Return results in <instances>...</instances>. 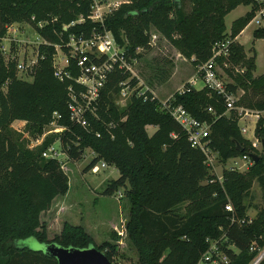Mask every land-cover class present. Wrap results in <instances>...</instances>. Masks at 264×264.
<instances>
[{
  "label": "trees",
  "instance_id": "1",
  "mask_svg": "<svg viewBox=\"0 0 264 264\" xmlns=\"http://www.w3.org/2000/svg\"><path fill=\"white\" fill-rule=\"evenodd\" d=\"M187 1L185 10L183 0H131L107 14L102 23L126 57L139 56L135 49L148 46V30L153 28L197 65L209 56L214 41L227 33L235 36L258 4V0ZM238 4L249 7L230 21L227 32L223 16ZM89 6L90 0H0V37L7 24L26 21L46 41L37 44L30 80L17 77L15 58L4 60L0 50V264H57L41 249L15 243L28 236L63 246L93 244L80 224L66 221L47 239L39 220L51 199L67 190V176L57 160L41 155L54 137L69 160L79 159L85 148L93 151L85 169L98 160L117 169L118 176L109 180L102 193L123 188L129 202L124 228L137 254L136 264H196L207 247L206 238L217 237L221 231L237 249L223 248L229 257L226 264H247L256 253V249L248 250L249 242L255 241L258 247L264 244V152L240 134L237 112L225 111L220 94L186 81L169 97L171 104H181L193 117L209 122L207 141L219 162L242 154L256 156L243 171L222 167L219 180L208 172L203 153L189 144L185 131L150 92L131 94L124 107L114 103L119 82L126 78L129 84L135 82L127 70L114 67L107 74L93 113H84L85 125L69 118L67 85L77 88L72 77L78 68L65 41L69 33L87 35L92 26L99 27L86 17ZM78 15L83 16L81 22L62 28ZM39 20L44 21L42 26H37ZM252 35L264 36V27L254 28ZM53 43L66 53L65 69L71 77L53 75ZM222 59L217 57L218 63ZM226 60L222 69L231 81L225 88L237 96L234 104L263 110L264 71L252 73L255 52L246 56L242 44L234 40ZM234 65L238 70L234 71ZM54 110L60 114L57 122L62 130L55 136L45 135L31 148L10 126L12 120L21 119L30 134L40 133ZM145 124H154L155 129L147 134ZM253 135L264 138V116L256 119ZM253 180L260 188L261 204L249 222L230 224L223 204L229 201L235 214L242 216L250 203L244 200ZM94 246L110 261L116 254L107 240ZM257 264H264V255Z\"/></svg>",
  "mask_w": 264,
  "mask_h": 264
},
{
  "label": "rangeland",
  "instance_id": "2",
  "mask_svg": "<svg viewBox=\"0 0 264 264\" xmlns=\"http://www.w3.org/2000/svg\"><path fill=\"white\" fill-rule=\"evenodd\" d=\"M188 7L189 2L183 0V8L187 10ZM248 7L249 5L247 6V4H238L224 14L223 20L227 32L230 21L238 16V14L247 10ZM248 20L249 18L247 22ZM9 25L6 27V31L2 36L4 38H0V44L5 48L4 51L1 50L2 56H4V60L10 56L14 57L16 63L22 64V68L15 67L16 76L30 80V67L27 64L35 59L36 47L41 37L36 33L32 23L20 21L10 23ZM256 27H264V25ZM256 27L254 26V22L250 21L242 29L238 38L243 44L242 47L246 56L250 55L252 51L255 52V67L252 71L254 75L264 71V36L254 37L252 35V30ZM152 34L155 36H152ZM147 44L148 46L145 48L137 47L135 49V51L139 52V56L133 57L131 70L128 71L129 77H133L135 82L132 84L128 83L127 85H119L118 92L113 95L114 103L117 106L124 107L131 94L137 95L144 90L150 92L160 102L166 99L174 90L181 88L185 81L189 82L190 79H192L191 84L196 88L205 86L197 78L196 65L191 62L190 58L180 54L164 36L153 28L148 30ZM8 47H12L10 54L6 51ZM53 47L54 52L52 54L51 64H54L56 68H61V66L66 64L65 59L67 55L59 46ZM128 58L131 59L132 57ZM238 68V65H234V71L238 70ZM222 77L226 82L231 81L230 76L225 72L222 74ZM240 92L241 90L237 89L236 94ZM248 110V113L255 111L249 108ZM259 116H264V110L261 111ZM57 118L51 117L50 114V118L43 125L42 131L35 134H30L26 130L24 120L21 119L12 120L10 126L24 138L25 145L31 148L34 146L32 143L36 139L41 141L45 135L53 134L55 136L54 134L60 131H55L54 128L62 130L63 125L57 122ZM251 119H253L251 115L238 118L237 114L238 124L250 125ZM152 126L155 127L154 124H145L144 128L147 134ZM240 134L251 145L256 138L250 130L244 131V133L240 132ZM257 140L259 141V139ZM53 143L57 145L55 137ZM255 148L262 151L257 142ZM93 154L90 148H85L83 155L74 161L67 159L63 154H59V157L63 160V166L61 168L67 176V190L63 195L54 196L48 208L39 213V220L45 227L46 238L50 239L58 233L64 221L80 224L91 236L93 245H97L104 240L114 244L116 254L112 256L111 262L114 264H136L137 254L128 241L124 228V223L128 215L129 202L124 195L123 188L119 186L112 190L111 194L102 193L103 188L109 180L116 178L119 173L113 165L107 162H105L104 166H100V160L97 161L99 168L96 171L85 169L86 163ZM235 157L239 160L238 156ZM214 159L208 163L207 170L219 180L221 178L222 167L229 168V166H233L234 158H227L224 163L219 162L217 156ZM234 166L236 167V165ZM239 168L241 171L245 169L243 166ZM204 181L202 180L201 182ZM244 202H250L245 212L248 216L253 217L258 206L261 204V191L255 180L252 181ZM15 243L33 249H39L42 246V242H39L32 236L17 239Z\"/></svg>",
  "mask_w": 264,
  "mask_h": 264
},
{
  "label": "built area",
  "instance_id": "3",
  "mask_svg": "<svg viewBox=\"0 0 264 264\" xmlns=\"http://www.w3.org/2000/svg\"><path fill=\"white\" fill-rule=\"evenodd\" d=\"M130 1L131 0H90L89 12L86 17L92 22L99 23V27L92 26L87 35L83 34L82 32L78 34L69 33L67 35L65 44L68 46L69 55L74 57L75 65L78 68L77 75L72 77L73 81L77 85V88H74L71 84L67 85V109L69 118L80 125L86 124V119L84 117L85 112L93 113L97 98L99 96L100 88L103 86L107 74L114 67L127 71L131 70V62L134 58L132 57L129 59L126 57L125 50L117 44L110 30L106 29L102 23L103 18L107 14L117 9L121 4L129 3ZM82 20L83 16L78 15L75 19L70 20L68 23H64L62 28L65 29L68 25L79 23ZM250 21L254 22L255 27L264 25V0H258V4L253 9L252 14L246 24H248ZM9 24H7L6 27ZM36 24L37 26H42L44 21L39 20L36 22ZM152 36L155 35L152 34ZM234 40L235 36H230L229 33H227L222 38L214 41L210 46L209 56L204 61L196 65V76L200 81H202L203 85L222 96L225 111L231 108L235 109L238 114V118H242L245 115L253 116L250 124L252 125L255 123L261 111L264 109H254V112L251 111V113H248L249 110L247 107L235 105L234 102L237 96L225 88L226 81H224L222 77V74H224L222 66L227 65L226 59L230 53V45ZM39 42L46 41L41 38ZM53 46L57 47L58 45L53 43ZM4 49V46L0 44V50L4 51ZM6 51L9 54L11 53L9 47ZM217 57L223 58L221 64L218 63ZM35 59L27 64L28 67H30L29 69H31ZM65 61L66 64L61 66V68H56V66L52 64V73L58 79H62L63 76L71 77L69 71L65 69V66L67 65V58ZM16 67L22 68V64L16 63ZM190 82H192V79H190ZM121 84L127 85L128 82L127 80H122L119 82V85ZM180 89L181 88L178 90ZM143 92H139L137 95ZM170 95L166 99L160 101V108L165 109L170 114V116L182 127V129L185 131V135L189 141V144L193 147H197L203 153L204 163L208 165V163H210L212 160H215L214 158L217 156L216 151H214L208 145L207 141L209 122L204 119H197L193 117L181 104H171L169 101ZM142 98L145 99L146 97L142 96ZM206 109L211 110L209 106ZM59 115L60 114L55 110L51 112V117L57 118ZM238 128L241 130L240 132L244 133V131L247 129V126L244 124H238ZM54 129L55 131H61L59 128ZM250 131L253 133L252 126ZM40 142V140L36 139L32 144L35 146ZM256 142L260 145V142L255 138L252 142L254 147H256ZM59 154H63V156L66 157L65 153L58 146V141L57 145H54L53 141L50 142L41 151L42 156L57 160L61 168L63 166V160H61ZM232 158H234L232 163L233 166H229V168L236 170H239V167L241 166L246 168L247 164H249L252 160L248 154H242L241 156H238V159L240 160L239 163V160H237L236 157ZM99 164L100 166H104L105 162L100 160ZM234 165H236V167ZM98 168L99 167L96 162L90 166L89 169L91 171H96ZM223 208L228 211L230 224L234 223L240 225L245 221L249 222L252 218L248 216L246 212L242 216L238 217L229 201H226L223 204ZM206 241L207 247L203 252L200 253L196 264H226L229 260V257L223 248H228L233 252H237V249L227 238L224 231H221L217 237L206 238ZM254 249H256V253L247 262V264H257L260 258L264 255V244L261 247H258L256 246L255 241L252 240L249 242L248 250L251 251Z\"/></svg>",
  "mask_w": 264,
  "mask_h": 264
},
{
  "label": "water",
  "instance_id": "4",
  "mask_svg": "<svg viewBox=\"0 0 264 264\" xmlns=\"http://www.w3.org/2000/svg\"><path fill=\"white\" fill-rule=\"evenodd\" d=\"M264 152V138L259 139ZM239 149L241 147H238ZM252 160L256 159L254 153L249 154ZM41 249L44 253L55 258L57 264H114L105 254L93 244L84 247L63 246L54 241L42 242Z\"/></svg>",
  "mask_w": 264,
  "mask_h": 264
},
{
  "label": "crops",
  "instance_id": "5",
  "mask_svg": "<svg viewBox=\"0 0 264 264\" xmlns=\"http://www.w3.org/2000/svg\"><path fill=\"white\" fill-rule=\"evenodd\" d=\"M248 6V5H247ZM248 9V8H247ZM246 11V10H245ZM244 11V12H245ZM244 12H242V13H240V14H238V16L239 15H241V14H243ZM237 17V16H236ZM247 24H245L242 28H241V30L235 35V40L236 41H238L240 44H242L239 40H238V38H239V34L241 33V31H242V29L246 26ZM243 45V44H242ZM189 78V77H188ZM186 82V81H185ZM189 83L191 84L192 82H190V80H189ZM192 85V84H191ZM193 86V85H192ZM196 88V87H195ZM176 90H178V88L176 89ZM146 125H150V124H146ZM251 126H252V128H253V126H254V124H252V125H248L247 124V129H246V131L247 130H250V128H251ZM155 129V127H153L152 126V128H151V130L150 131H148V134H150L153 130ZM253 134V133H252ZM250 139V138H249ZM121 233V232H120Z\"/></svg>",
  "mask_w": 264,
  "mask_h": 264
}]
</instances>
